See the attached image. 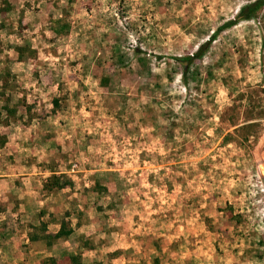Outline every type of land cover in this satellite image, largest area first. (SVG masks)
<instances>
[{
  "label": "rangeland",
  "instance_id": "obj_1",
  "mask_svg": "<svg viewBox=\"0 0 264 264\" xmlns=\"http://www.w3.org/2000/svg\"><path fill=\"white\" fill-rule=\"evenodd\" d=\"M251 1L0 0V178L66 180L85 262L264 264V5L215 31Z\"/></svg>",
  "mask_w": 264,
  "mask_h": 264
},
{
  "label": "crops",
  "instance_id": "obj_2",
  "mask_svg": "<svg viewBox=\"0 0 264 264\" xmlns=\"http://www.w3.org/2000/svg\"><path fill=\"white\" fill-rule=\"evenodd\" d=\"M0 113L2 112L0 111ZM4 140L5 138L1 141L3 144L6 143V141L3 142ZM42 173L41 171L21 172L19 180H15L18 178L10 180L9 176L5 178L8 174L4 173L5 177L0 178V221L1 223H7L9 216L12 215H16L15 221L17 223L23 221V233L20 234L19 238L22 239L21 243H26L25 248H27L26 252H24L25 254H22L19 248L12 250L3 247L7 241H11L14 237L13 235H17L18 233H8L9 236L7 238L1 228L0 257L2 261L8 255L13 257L21 255L26 259L25 262L23 261V264H56V253L54 251H59V254L69 251L67 253L68 258L70 255H78L81 264H98V262L92 261L85 262V259L81 257L83 256V252L68 250L69 237L75 229L66 219L65 215L68 212H65L66 214L63 217L62 215L55 217L47 209L50 194L63 189L65 185L61 187L48 186L47 180L50 175L48 178H44L45 174ZM51 226H55V228H51ZM61 228L65 230L64 233L52 236ZM31 258L32 263H28L27 261H30L29 259ZM14 264L18 263L14 262Z\"/></svg>",
  "mask_w": 264,
  "mask_h": 264
},
{
  "label": "trees",
  "instance_id": "obj_3",
  "mask_svg": "<svg viewBox=\"0 0 264 264\" xmlns=\"http://www.w3.org/2000/svg\"><path fill=\"white\" fill-rule=\"evenodd\" d=\"M264 5V0H253L249 3H246L242 6L239 7L236 15L225 21L223 24L219 25L217 27V29L215 30L216 32L217 31H220L226 27H229V26H232L234 25L235 23H237L239 20L241 19H251L254 17L255 13L260 9L261 6ZM211 39H212V35L210 36ZM209 37V39H210ZM207 45H208V40L202 44H200L198 46V48L192 52V54H189V55H186V56H175V58L183 63L184 65V68L183 70L185 71L186 68H187V64L189 65V62L193 61L194 59L200 57L203 55V53L205 52L206 48H207ZM17 50L19 51V53H22L21 50H23V47H19L17 48ZM53 102L56 104L57 103V99L56 98H53ZM47 185L52 187V186H57V187H61V186H64L66 185L67 181H61L60 180V176H57L56 174H51L50 177L48 178L47 180ZM64 229H60L58 232H56L55 234H53L52 236H57L61 233H64ZM70 260H71V264H81L80 262V258L78 257V255H70L69 256ZM51 260H53L51 258Z\"/></svg>",
  "mask_w": 264,
  "mask_h": 264
}]
</instances>
